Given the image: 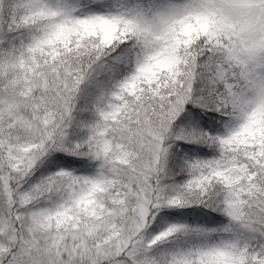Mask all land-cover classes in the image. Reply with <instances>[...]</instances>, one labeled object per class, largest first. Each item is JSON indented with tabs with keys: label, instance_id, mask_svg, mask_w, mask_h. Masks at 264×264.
Returning <instances> with one entry per match:
<instances>
[{
	"label": "snow or ice",
	"instance_id": "snow-or-ice-1",
	"mask_svg": "<svg viewBox=\"0 0 264 264\" xmlns=\"http://www.w3.org/2000/svg\"><path fill=\"white\" fill-rule=\"evenodd\" d=\"M0 264H264V0H0Z\"/></svg>",
	"mask_w": 264,
	"mask_h": 264
}]
</instances>
